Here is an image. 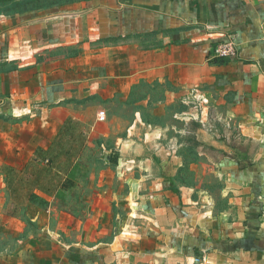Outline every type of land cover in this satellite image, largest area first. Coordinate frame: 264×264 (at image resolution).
<instances>
[{"label":"crops","instance_id":"crops-1","mask_svg":"<svg viewBox=\"0 0 264 264\" xmlns=\"http://www.w3.org/2000/svg\"><path fill=\"white\" fill-rule=\"evenodd\" d=\"M83 6L0 17V264H264V0ZM156 84L199 92L172 116L222 152L218 187L175 180L183 143L139 109Z\"/></svg>","mask_w":264,"mask_h":264},{"label":"rangeland","instance_id":"rangeland-1","mask_svg":"<svg viewBox=\"0 0 264 264\" xmlns=\"http://www.w3.org/2000/svg\"><path fill=\"white\" fill-rule=\"evenodd\" d=\"M86 1L88 0H0V17L12 15L18 16L26 12L27 15L29 13L33 16L35 15L34 13L45 14L51 9H56L57 11L78 10L84 7L83 5ZM164 88H169L173 92L170 94L171 102L159 107L158 99L161 98L162 90ZM148 90L147 85L140 86L130 96L126 108L123 110L119 109L120 107L116 100L106 103L107 113L112 115L115 112H122L120 114L129 118L133 108L136 107V105H140L137 104L136 100H140L141 97L146 95ZM187 91L189 92V90L180 91L169 84H156L151 89L152 97L149 99V103L143 109L141 107L139 109L142 112L144 119L152 120L160 124L166 123L173 125L175 130L168 131V134L175 136L178 142L180 141L183 143L178 152L183 156L184 163L180 173L175 177L177 182L185 181L189 184H194L197 179H199V176H197L198 173L200 179L202 177L203 186L210 185L211 188L218 187V180H210V177L207 176V172L209 171V168L214 167L213 164H216L218 160L223 158L222 152L215 150L209 144L198 140L196 131L202 125L196 119H191L184 124L180 118L172 116L174 111L179 112L181 110H186L188 108L187 106H190L188 111H192L193 113L200 110V107H195L198 98L195 94H199V92L193 91L192 95H190ZM184 99L188 105L183 103V101H185ZM142 103L145 104V101H142ZM142 103L141 105H143ZM156 107L159 111L152 113L155 111ZM209 110L208 111L211 112V109ZM209 112L207 113V117H205L206 125L209 128L213 127L216 132L221 131L223 129L222 124L221 121L215 117L216 113ZM179 128H182L181 133L178 132ZM218 134L221 135V133ZM223 168H226L225 164H223ZM208 179L210 182L207 183L206 181H209Z\"/></svg>","mask_w":264,"mask_h":264},{"label":"built area","instance_id":"built-area-1","mask_svg":"<svg viewBox=\"0 0 264 264\" xmlns=\"http://www.w3.org/2000/svg\"><path fill=\"white\" fill-rule=\"evenodd\" d=\"M215 52L220 57H232L236 55V45L231 39L218 43ZM100 118H104V113L100 112Z\"/></svg>","mask_w":264,"mask_h":264},{"label":"trees","instance_id":"trees-1","mask_svg":"<svg viewBox=\"0 0 264 264\" xmlns=\"http://www.w3.org/2000/svg\"><path fill=\"white\" fill-rule=\"evenodd\" d=\"M23 14H27V12L26 13H23Z\"/></svg>","mask_w":264,"mask_h":264}]
</instances>
